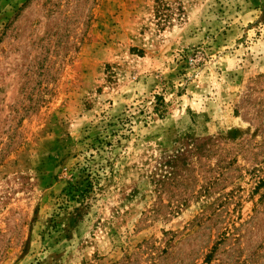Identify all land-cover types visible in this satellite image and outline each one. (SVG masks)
<instances>
[{
	"label": "rangeland",
	"instance_id": "1",
	"mask_svg": "<svg viewBox=\"0 0 264 264\" xmlns=\"http://www.w3.org/2000/svg\"><path fill=\"white\" fill-rule=\"evenodd\" d=\"M0 264H264V0H0Z\"/></svg>",
	"mask_w": 264,
	"mask_h": 264
},
{
	"label": "trees",
	"instance_id": "2",
	"mask_svg": "<svg viewBox=\"0 0 264 264\" xmlns=\"http://www.w3.org/2000/svg\"><path fill=\"white\" fill-rule=\"evenodd\" d=\"M156 97H157V101L154 107V112H156L160 116H164L167 112L168 103H166L162 97L160 96H156Z\"/></svg>",
	"mask_w": 264,
	"mask_h": 264
}]
</instances>
